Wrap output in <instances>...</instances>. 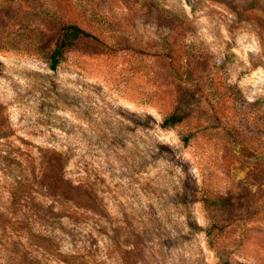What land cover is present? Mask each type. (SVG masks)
<instances>
[{"label": "rangeland", "instance_id": "1", "mask_svg": "<svg viewBox=\"0 0 264 264\" xmlns=\"http://www.w3.org/2000/svg\"><path fill=\"white\" fill-rule=\"evenodd\" d=\"M0 264H264V0H0Z\"/></svg>", "mask_w": 264, "mask_h": 264}, {"label": "trees", "instance_id": "2", "mask_svg": "<svg viewBox=\"0 0 264 264\" xmlns=\"http://www.w3.org/2000/svg\"><path fill=\"white\" fill-rule=\"evenodd\" d=\"M80 37H92V34L87 32L86 30L78 27L77 25H64L62 28V35L59 39V42L56 48L53 50L51 55L49 56V61L52 69H56L63 59L64 52L72 47L76 40ZM183 120V115L176 109L171 112L168 116H166L163 120V125L166 127H174L176 124L180 123ZM188 140L187 137L185 139ZM211 204H217V201L206 200V202ZM207 236L209 237L210 243H213L212 239V229H207Z\"/></svg>", "mask_w": 264, "mask_h": 264}]
</instances>
